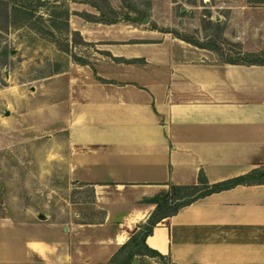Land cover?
Wrapping results in <instances>:
<instances>
[{"label":"crops","instance_id":"1","mask_svg":"<svg viewBox=\"0 0 264 264\" xmlns=\"http://www.w3.org/2000/svg\"><path fill=\"white\" fill-rule=\"evenodd\" d=\"M149 34L162 43L97 35L120 45L65 73L63 216L49 199L0 217V264H162L130 242L165 196L264 171V65ZM143 245L170 264H264V183L184 206Z\"/></svg>","mask_w":264,"mask_h":264},{"label":"rangeland","instance_id":"2","mask_svg":"<svg viewBox=\"0 0 264 264\" xmlns=\"http://www.w3.org/2000/svg\"><path fill=\"white\" fill-rule=\"evenodd\" d=\"M102 1L117 12L115 26L94 22ZM11 7L10 21L0 18V217L20 206L42 209L49 199L63 216L70 187L57 95L71 64L93 68L110 56L97 47L120 45L95 43L97 35L130 30L137 44H161L150 40L154 32L153 39L207 49L219 63H264V4L249 0H13Z\"/></svg>","mask_w":264,"mask_h":264},{"label":"trees","instance_id":"3","mask_svg":"<svg viewBox=\"0 0 264 264\" xmlns=\"http://www.w3.org/2000/svg\"><path fill=\"white\" fill-rule=\"evenodd\" d=\"M103 7L94 5V7L100 13L99 18H93L94 22L105 24V25H114L119 22L117 12L112 9V7L106 1H102ZM251 4H264V0H249ZM13 4V0H0V18L5 17L7 22L10 21V9L14 13H17V9H13L11 5ZM16 17V16H14ZM79 64H83L82 61L78 60ZM228 64L232 65H240L238 63L230 62ZM264 63H252L248 66H261ZM102 81V80H101ZM105 82V81H102ZM264 183V171H256L247 177L235 179L231 181H227L224 183H220L214 185L212 187L208 186L207 180L201 176L200 178V186L192 187V188H174L172 194L165 196L162 201L158 204L156 210L151 215L148 223L144 226L139 234H137L132 241L131 244L140 248V252H145L153 258H156L162 264H170L165 257L160 255L159 253L148 249L143 245L144 239L152 234V230L159 224L162 220L168 217H172L178 213V211L187 206L194 201L208 196L213 193L229 190L238 185L243 184H262Z\"/></svg>","mask_w":264,"mask_h":264},{"label":"water","instance_id":"4","mask_svg":"<svg viewBox=\"0 0 264 264\" xmlns=\"http://www.w3.org/2000/svg\"><path fill=\"white\" fill-rule=\"evenodd\" d=\"M149 20H150V19H149V18H147V19H146V22H148Z\"/></svg>","mask_w":264,"mask_h":264}]
</instances>
